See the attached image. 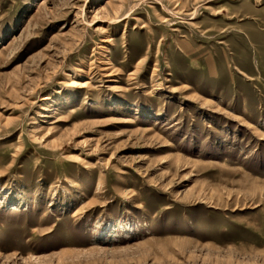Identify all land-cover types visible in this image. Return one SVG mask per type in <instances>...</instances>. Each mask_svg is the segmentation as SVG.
Segmentation results:
<instances>
[{
    "label": "rangeland",
    "instance_id": "1",
    "mask_svg": "<svg viewBox=\"0 0 264 264\" xmlns=\"http://www.w3.org/2000/svg\"><path fill=\"white\" fill-rule=\"evenodd\" d=\"M0 264H264V0H0Z\"/></svg>",
    "mask_w": 264,
    "mask_h": 264
}]
</instances>
